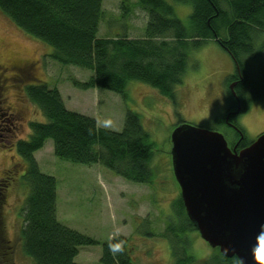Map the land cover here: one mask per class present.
<instances>
[{
    "label": "rangeland",
    "instance_id": "1",
    "mask_svg": "<svg viewBox=\"0 0 264 264\" xmlns=\"http://www.w3.org/2000/svg\"><path fill=\"white\" fill-rule=\"evenodd\" d=\"M137 1L102 0L97 36L143 38L148 17ZM165 1L187 26L191 5ZM254 45L264 64V32L254 35ZM51 51L49 45L22 31L0 10V104L8 107L14 124L4 123L0 131L4 136H0V187L6 194L1 211L6 237L13 245L12 264H33L20 239L28 189L20 183L23 170L14 144L28 139L29 122L46 121L25 95L27 86L41 83L49 89L56 87L66 109L95 119L99 128L121 131L126 112L137 113L153 143L149 163L153 177L149 183L126 180L100 164L60 159L53 153L51 139L33 153L39 170L55 178L57 220L96 241L80 246L74 262L100 264L103 245L118 236L127 238L133 264H175L174 251L180 254L184 246L197 261L210 258L215 249L196 230H180L174 210L179 194L171 166L170 134L176 125L188 123L218 131L228 145L233 143L235 129L218 122L230 102L226 80L235 72L232 57L213 39L190 48L187 68L182 83L174 89L173 101L137 80L127 83L125 99L110 90L79 89L72 80L86 81L93 72L59 64L49 58ZM15 61L31 64L30 70L19 73L12 69ZM244 61L246 71L257 75L259 59L247 56ZM104 120L111 124L105 127ZM232 122L242 129L248 144L254 141L264 133V99L250 102L242 114L233 115ZM172 228L173 233L169 231Z\"/></svg>",
    "mask_w": 264,
    "mask_h": 264
},
{
    "label": "trees",
    "instance_id": "2",
    "mask_svg": "<svg viewBox=\"0 0 264 264\" xmlns=\"http://www.w3.org/2000/svg\"><path fill=\"white\" fill-rule=\"evenodd\" d=\"M175 1L192 7L187 26L174 16L173 7L165 0L137 1L148 17L141 39L125 34L97 36L102 0H0V10L22 31L49 45L52 51L48 56L53 61L91 70L88 80H72L79 89L110 90L125 99L127 83L137 80L174 101V89L182 83L187 68V51L213 39L233 59L235 72L226 83L229 88V83L236 82L233 90L241 106L239 114L247 110L250 102L264 99V64L254 45V35L264 32V0ZM247 56L260 61L255 76L246 71ZM228 94L230 102L218 119L221 124L237 105L230 89ZM25 95L46 121L29 122L28 139L14 144L23 170L20 183L28 189L20 229L23 251L33 264H78L74 257L79 247L96 241L57 220L55 178L39 170L33 153L51 139L53 153L60 159L100 164L126 180L149 183L153 177L149 164L153 143L140 116L130 110L125 114L122 130L113 131L97 127L95 119L87 115L66 109L56 87L49 89L45 83L30 85ZM232 117L228 116L227 124L243 134ZM243 137L240 147L248 145ZM1 189L0 261L12 264L13 245L6 237L1 211L6 194ZM174 210L182 232L196 230L179 198ZM115 243H121L122 250L113 254L109 245ZM129 250L127 238H113L103 245L100 264H133ZM214 251L210 258L197 261L184 246L180 254L175 249V264H240L235 256L225 258L218 249Z\"/></svg>",
    "mask_w": 264,
    "mask_h": 264
},
{
    "label": "water",
    "instance_id": "3",
    "mask_svg": "<svg viewBox=\"0 0 264 264\" xmlns=\"http://www.w3.org/2000/svg\"><path fill=\"white\" fill-rule=\"evenodd\" d=\"M236 109L241 110L233 90ZM174 179L199 236L225 258L262 264L256 258L264 235V133L248 145L230 148L218 131L184 123L170 134Z\"/></svg>",
    "mask_w": 264,
    "mask_h": 264
},
{
    "label": "flooded vegetation",
    "instance_id": "4",
    "mask_svg": "<svg viewBox=\"0 0 264 264\" xmlns=\"http://www.w3.org/2000/svg\"><path fill=\"white\" fill-rule=\"evenodd\" d=\"M30 65L31 64H28V63H25V61H20V62H17V61H15L14 62V64H13V67H12V69L13 68H15L19 73H27V71H29L30 70ZM236 107V106H235ZM9 109H8V107H4L3 105H1L0 104V131H1V126L2 125H5L4 123H7V122H9L10 124V126H14V124L12 123V122H10L11 120H10V118H12L13 119V115H12V117H9V115H11L10 114V111H8ZM235 110V108L233 109V110H230L229 111V113L231 112V111H234ZM4 121V122H3ZM224 123H226L225 122V120H224ZM227 125H229V126H231V127H233L235 130V134L233 135L234 136V141H233V143H232V146L231 145H229L230 146V148H232L236 143V150H238V149H240L241 147H240V143L242 142V140H243V134H242V132L240 131V130H238L234 125H231V124H227ZM177 126V125H176ZM9 128V127H8ZM175 128V127H174ZM0 136L1 137H4L3 136V134H1L0 133ZM2 139V138H1ZM176 182V181H175ZM176 185H177V192H178V198L181 200V197H180V190H179V186H178V184L176 183ZM181 203H182V206H183V202H182V200H181ZM183 209H184V206H183ZM184 213H185V215H186V212H185V209H184ZM186 217H187V215H186Z\"/></svg>",
    "mask_w": 264,
    "mask_h": 264
},
{
    "label": "clouds",
    "instance_id": "5",
    "mask_svg": "<svg viewBox=\"0 0 264 264\" xmlns=\"http://www.w3.org/2000/svg\"><path fill=\"white\" fill-rule=\"evenodd\" d=\"M110 124V120L103 121L105 127H108ZM109 249L113 254L120 252L122 250L121 243L110 244ZM256 258L264 264V235L260 237L259 247L256 250Z\"/></svg>",
    "mask_w": 264,
    "mask_h": 264
}]
</instances>
